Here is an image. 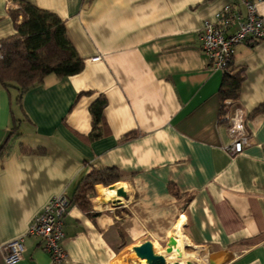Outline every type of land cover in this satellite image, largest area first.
<instances>
[{
    "label": "crops",
    "instance_id": "obj_1",
    "mask_svg": "<svg viewBox=\"0 0 264 264\" xmlns=\"http://www.w3.org/2000/svg\"><path fill=\"white\" fill-rule=\"evenodd\" d=\"M20 1L61 18L85 64L48 75L22 99L0 83V243L25 236L16 264H53L26 233L62 193L61 264H117L146 241L155 251L175 241L183 256L168 263L264 264V38L236 47L232 67L245 78L238 98L224 101V71L200 40L233 0H0V41L16 33ZM257 8L264 19V0ZM101 95L104 123L94 128ZM229 100L244 109L250 139L236 155L221 117ZM96 166L122 178L96 184L84 208L72 199Z\"/></svg>",
    "mask_w": 264,
    "mask_h": 264
},
{
    "label": "trees",
    "instance_id": "obj_2",
    "mask_svg": "<svg viewBox=\"0 0 264 264\" xmlns=\"http://www.w3.org/2000/svg\"><path fill=\"white\" fill-rule=\"evenodd\" d=\"M20 6L11 11L16 33L0 41V83L7 89L16 88L19 99H22L30 88L44 83L48 75L79 73L85 62L68 39L61 18L25 1H20ZM244 78V68H234L231 64L224 72L221 87L223 101L238 98ZM106 104V98L101 95L91 105L94 128L104 123ZM257 110H264V103ZM121 178L117 167H93L79 183L72 202L86 208L96 184L109 186Z\"/></svg>",
    "mask_w": 264,
    "mask_h": 264
},
{
    "label": "built area",
    "instance_id": "obj_3",
    "mask_svg": "<svg viewBox=\"0 0 264 264\" xmlns=\"http://www.w3.org/2000/svg\"><path fill=\"white\" fill-rule=\"evenodd\" d=\"M20 4L18 8H20ZM264 38V19L257 8V0H233L217 12L215 20H206L200 32L201 47L210 59V66L227 71L233 63L236 47L249 39ZM2 43L0 42V50ZM100 56L94 57L98 60ZM222 118L229 124L232 142L227 146L231 154H239L250 143L246 128V113L229 100L223 103ZM66 194L56 195L34 218L26 235L39 237L50 253L53 264H61L67 256L62 246L65 237L64 216L68 212ZM25 236L0 243L6 264H16L23 258Z\"/></svg>",
    "mask_w": 264,
    "mask_h": 264
},
{
    "label": "water",
    "instance_id": "obj_4",
    "mask_svg": "<svg viewBox=\"0 0 264 264\" xmlns=\"http://www.w3.org/2000/svg\"><path fill=\"white\" fill-rule=\"evenodd\" d=\"M117 194L123 196L126 195L122 188L117 189ZM135 253L139 258L145 259L148 264H182L181 261H175L172 263L167 262V257L170 254H174L177 258H181L183 256L182 250L177 246L175 241L162 251H155L153 243L151 241H146L142 245L135 248ZM187 264L194 263L192 261H188Z\"/></svg>",
    "mask_w": 264,
    "mask_h": 264
},
{
    "label": "rangeland",
    "instance_id": "obj_5",
    "mask_svg": "<svg viewBox=\"0 0 264 264\" xmlns=\"http://www.w3.org/2000/svg\"><path fill=\"white\" fill-rule=\"evenodd\" d=\"M124 258H127V256H124ZM117 264H142V262L137 254L132 252L128 259L119 260Z\"/></svg>",
    "mask_w": 264,
    "mask_h": 264
},
{
    "label": "bare ground",
    "instance_id": "obj_6",
    "mask_svg": "<svg viewBox=\"0 0 264 264\" xmlns=\"http://www.w3.org/2000/svg\"><path fill=\"white\" fill-rule=\"evenodd\" d=\"M140 260H141L142 264H148V263L145 261V259L140 258Z\"/></svg>",
    "mask_w": 264,
    "mask_h": 264
}]
</instances>
